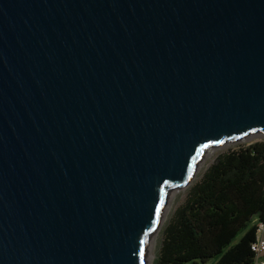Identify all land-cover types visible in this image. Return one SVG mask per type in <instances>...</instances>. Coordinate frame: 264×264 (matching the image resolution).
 <instances>
[{
  "label": "water",
  "instance_id": "1",
  "mask_svg": "<svg viewBox=\"0 0 264 264\" xmlns=\"http://www.w3.org/2000/svg\"><path fill=\"white\" fill-rule=\"evenodd\" d=\"M254 136L264 0H0V264H150L170 192Z\"/></svg>",
  "mask_w": 264,
  "mask_h": 264
},
{
  "label": "trees",
  "instance_id": "2",
  "mask_svg": "<svg viewBox=\"0 0 264 264\" xmlns=\"http://www.w3.org/2000/svg\"><path fill=\"white\" fill-rule=\"evenodd\" d=\"M264 221V140L219 154L161 228L152 264H252Z\"/></svg>",
  "mask_w": 264,
  "mask_h": 264
},
{
  "label": "rangeland",
  "instance_id": "3",
  "mask_svg": "<svg viewBox=\"0 0 264 264\" xmlns=\"http://www.w3.org/2000/svg\"><path fill=\"white\" fill-rule=\"evenodd\" d=\"M260 140H264V138L254 136V137H252L249 140L237 141L235 143H230V144L224 145V146H222L220 148L213 149L212 153L210 155H206V157L202 161V163H201L200 167L198 168V170L196 172V175H195L194 179L192 180V182L194 180L199 179L201 177V175L206 170V168L215 160V158L219 154L227 151L230 148H237V145H239V144L247 145V144H249V143H251L253 141H260ZM187 188H185L184 190H180L176 195H174V197L172 198V200L170 202V206H169L168 211L166 213V216H165L163 224L168 220V218L171 216V214L176 209V207L183 203V201L185 200V197H186ZM163 224H162V226H163ZM160 231H161V229H160ZM160 231L157 233V235L155 236V239L153 241L152 258L150 260V264L153 263V261L155 259V256H156V253H157V250H158L159 245H160V241H161V233H160Z\"/></svg>",
  "mask_w": 264,
  "mask_h": 264
},
{
  "label": "built area",
  "instance_id": "4",
  "mask_svg": "<svg viewBox=\"0 0 264 264\" xmlns=\"http://www.w3.org/2000/svg\"><path fill=\"white\" fill-rule=\"evenodd\" d=\"M255 224V240L251 244V251L253 253L252 264H264V221L259 222L254 219Z\"/></svg>",
  "mask_w": 264,
  "mask_h": 264
},
{
  "label": "bare ground",
  "instance_id": "5",
  "mask_svg": "<svg viewBox=\"0 0 264 264\" xmlns=\"http://www.w3.org/2000/svg\"><path fill=\"white\" fill-rule=\"evenodd\" d=\"M226 145V144H225ZM212 151H213V149H209L206 153H205V157H206V155H210L211 153H212ZM201 165V164H200ZM200 165H199V167H200ZM198 167V168H199ZM180 190H184V189H175V190H173V191H171L170 192V201H169V205H168V208H169V206H170V202H171V200H172V198L174 197V195H176ZM167 211H168V209H167ZM155 239V238H154ZM151 257H152V254H151Z\"/></svg>",
  "mask_w": 264,
  "mask_h": 264
},
{
  "label": "snow or ice",
  "instance_id": "6",
  "mask_svg": "<svg viewBox=\"0 0 264 264\" xmlns=\"http://www.w3.org/2000/svg\"><path fill=\"white\" fill-rule=\"evenodd\" d=\"M159 211H160V210H159V209H157V214H159ZM141 252H143V249H141Z\"/></svg>",
  "mask_w": 264,
  "mask_h": 264
}]
</instances>
